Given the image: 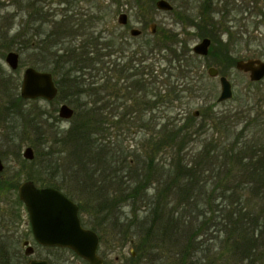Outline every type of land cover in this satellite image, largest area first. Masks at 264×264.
<instances>
[{"label":"trees","instance_id":"16d2710c","mask_svg":"<svg viewBox=\"0 0 264 264\" xmlns=\"http://www.w3.org/2000/svg\"><path fill=\"white\" fill-rule=\"evenodd\" d=\"M77 1L67 3L63 18L40 40L29 32L23 45L37 64L51 67L59 90L54 101L71 106L74 115L61 128L58 116L23 112V99L9 93L14 98L2 110L12 105L21 112L17 118L22 124L10 121V137L19 128L20 139L33 136V147L47 148V168L86 169L81 174L87 178L103 176L90 169L118 170V215L125 226L120 231L128 235L134 228L137 259L148 264H264V138L252 130L253 120L230 133L247 111L214 113L208 106L200 122L193 114L163 122V109L205 91L204 60L214 58L221 74L236 64L228 45L215 35V22L209 24L213 19L203 15L194 25L197 14L188 6L187 17L178 15L198 29V36L214 42L209 55L199 57L181 38L187 30L165 32L157 45L151 39L132 44L125 32L100 29L106 19L101 8L85 10ZM156 1L132 0L136 10L155 8ZM210 8L206 0L199 14ZM11 82L0 80V89L8 91ZM209 124L213 134L201 145ZM129 137L140 138L133 148L126 144ZM194 142L201 147L188 158L186 149ZM162 154L169 162L158 163ZM52 184L57 186L47 183ZM109 187L110 182L87 180L88 192L96 196L83 202L94 204L97 215L107 209L112 215ZM105 193L109 199L101 197ZM124 208L126 225L121 220ZM0 264L13 263L1 252Z\"/></svg>","mask_w":264,"mask_h":264},{"label":"rangeland","instance_id":"374dc122","mask_svg":"<svg viewBox=\"0 0 264 264\" xmlns=\"http://www.w3.org/2000/svg\"><path fill=\"white\" fill-rule=\"evenodd\" d=\"M5 1V0H3ZM15 1V0H13ZM43 1V0H42ZM78 2L77 0H46L45 1V11L48 10L50 13L55 14V20H60L63 18V9L66 8L67 3L70 2ZM79 6L84 9H90V11H96V8H101L104 13H106V19L103 21L105 25L101 26L100 29H105L107 27L110 32L114 28L116 30H120L125 32L126 36H129L130 42L133 44L143 43L144 39H151L152 44H159L161 39V34H165V32H177L181 33L184 30L187 32L182 33L181 38L188 40L189 46L192 49L195 44H197L202 37L198 36V29L195 26L191 25L189 21L185 23L178 19V15H185L187 17V6L188 8L192 7L194 14H197L193 24L202 22L203 15L208 18H212L213 20H209V24L215 23V27L218 28V31H215V35L219 36L220 40L223 43L228 45V51L232 58L238 59H247V58H258L264 61V0H208L211 8L210 11H207V14H199L202 12L201 7L204 5L206 0H185V7H179L180 3L183 0H168L173 5V10L170 12L157 10L155 8H147V10H136L134 3L132 0H120L119 2H113V0H80ZM74 2V4H75ZM22 5V2L19 4H11V2H6L4 9L1 11V15H11L13 24V30L10 33L12 35L16 31H20L25 29V25H28V20H30V16L26 12H17L18 7ZM42 6V3L40 4ZM138 8V7H137ZM127 13L129 16V25L128 27H134L140 29L141 35L139 37L133 38L130 35L129 29H125L118 23V17L120 13ZM54 20V19H53ZM32 26V24L30 25ZM151 26H155V32H151ZM225 28V29H224ZM32 33V32H31ZM164 36V35H163ZM212 45L214 42L212 41ZM12 46L9 49L14 48ZM15 49V48H14ZM193 53V51H192ZM194 54V53H193ZM36 57L30 52V50L24 51L21 55V67L18 71L12 72L11 69L4 62V58L0 57V64H2L3 68L7 70L9 75H12V82L9 88V93H13L15 89V82L17 84V88L15 89V93L18 94L21 76L26 67L32 66L41 71H48L51 67L42 64L41 62L37 64ZM163 65H165V60H163ZM216 67L221 70L219 64L214 60V58L210 57L207 60L203 61L202 71L205 76L204 89L205 91L197 97L184 98L182 102H175L174 107L171 109H163V122L165 119L169 121H175L185 115L193 114L194 111H199L198 122L203 119V115L201 114L205 108L208 106L215 113H228L229 111H233L235 113V109L246 110V116L244 119L240 120V122L235 123V129L230 130V133L236 132L238 129L248 124L249 120H253L251 127L254 132L258 131L261 136L264 138V79L259 82H251L247 74L238 71L235 68V65L232 67H227L224 69V76L232 84L233 89V97L227 101L218 102V96L220 94V82L219 77L212 78L208 75L207 71L209 67ZM7 91V92H8ZM0 89V105H6L7 100L2 95H6ZM12 99L14 98L11 96ZM25 103V104H24ZM23 106L20 107L23 112L32 111V112H43L47 115V117L58 116V109L62 104L61 101H53L47 102L45 100H35V101H24ZM59 117V116H58ZM195 117V116H194ZM60 119V118H59ZM52 122V119L50 120ZM15 124H21L20 119ZM61 128L68 127V122L66 120L61 119ZM9 126V124H8ZM212 124L207 125L208 135L203 136L200 140L201 145L205 139H211V134H213ZM228 136H230L228 134ZM29 139L22 140L21 138V128H19L18 132H16L14 139L10 137V132L7 130L4 131V127L0 128V156L4 163V171L1 173L3 180L11 185H17L26 180H33L44 183H60L58 180H54V177L50 173H45L43 170L48 169L45 165L48 164L46 160H44V155L47 152V148L44 149L42 145H37L36 147L31 144L35 141V138L31 135L28 136ZM215 137H217L215 135ZM225 137V135H223ZM140 138H132L129 137L126 144H131V148L136 146V142L139 141ZM209 141V140H208ZM139 144V142H138ZM27 146H32L34 149V159L27 160L23 157L24 149ZM139 146V145H137ZM199 143L194 142L188 145V158L194 157V152L198 148H200ZM158 163H163V161L169 162V159H166L163 154L157 160ZM71 169V168H65ZM34 177V178H33ZM42 178H47L46 181L41 180ZM53 179L52 181L50 180ZM40 184V183H39ZM110 188V187H109ZM112 193V190L110 188ZM155 191V187H150L149 194H153ZM3 197L5 198V203L1 205L3 209L2 216L4 222L7 224H11L12 217L15 216H26L25 211L22 209L21 205L17 202L18 199V191L17 189H2ZM89 193V192H88ZM85 201H88L86 198ZM84 203V202H83ZM229 203V201H228ZM86 208V213L88 216L99 217L100 215L96 214V211H100L95 207L94 204H84ZM14 215L13 213H16ZM128 213V209H123L122 223L127 221V217L125 216ZM104 215V214H103ZM87 216L88 221L90 220ZM121 225V224H120ZM124 226L121 225V228ZM125 235L127 233L120 231ZM10 230V228H9ZM12 233V230H11ZM128 240H134L135 243V234L134 228L130 230V234L126 235ZM13 242H15L16 246L13 248L15 255H11L14 258L13 264H21L22 261H26L27 258L24 257V250L22 249L18 238L12 236ZM10 240V239H9ZM127 240V241H128ZM11 241V240H10ZM118 247L119 249L125 248V254L128 256V251L130 248L134 247L130 243H124L118 236ZM117 253L111 255V259L113 260ZM126 256V259L128 258ZM21 258V259H20ZM136 264H148L146 259H136ZM112 264H116L114 261ZM122 264V263H120Z\"/></svg>","mask_w":264,"mask_h":264},{"label":"flooded vegetation","instance_id":"af4514ba","mask_svg":"<svg viewBox=\"0 0 264 264\" xmlns=\"http://www.w3.org/2000/svg\"><path fill=\"white\" fill-rule=\"evenodd\" d=\"M45 1L46 0H43V1L42 0H15V1L0 0V57L4 58V62L7 64V66L11 69L12 72L18 71L19 68L21 67V55L22 53H24L23 45H24L25 35H28L29 32H32L34 36L36 37V39L40 40L41 37L44 35V33L47 32V29L54 26V21H56L55 14L50 13L48 10L45 11V5H44ZM6 2H11V4H19L22 2V5L18 7L17 12L24 11L31 18L30 20L27 21L28 25L27 24L25 25L24 30H23V27H24L23 26L22 30L16 31L12 35H10V33L13 30V24H12L13 22L11 23L13 16L8 15V14L1 15V11L4 9ZM113 2L114 3L119 2V0H114ZM41 3H42V6L40 5ZM31 24L32 26H30ZM128 25H129V16H128L127 23L121 26L124 27L125 29H129V33H130V30L134 27L131 28V27H128ZM34 44L35 42L32 43V45ZM12 46H15L14 47L15 49L14 48L9 49ZM11 52L16 53L18 55V66L15 69H13L8 64V61H7V56ZM248 59H258V58L238 59L237 61L248 60ZM240 72H243V71H240ZM243 73L247 74L249 77L248 72H243ZM11 76L12 75H9L7 73V70L3 68L2 64H0V80L6 79V78H10L12 80ZM22 76H21V79H22ZM219 76H224L220 73V70H219ZM249 80H250V77H249ZM1 90L5 91L4 93L6 95H2V96L5 98L4 100L8 101L11 97V95H8L9 91L7 92L4 89H1ZM13 94H14V97L16 95L21 97L20 91L17 94L15 93V89H14ZM36 100H43V99H36ZM24 101L26 102V101H35V100L23 99V102ZM53 101H50V102H53ZM21 103L22 102H20L19 104L20 107H22L25 104V103L24 104H21ZM3 106L4 105H0V128L4 127V131H5L7 130L8 124L10 125V121H15V122L18 121L19 118L17 117H20L21 112L18 110L12 109L13 107L12 105L10 106L11 109L8 108L7 110H2ZM29 147H32V146H29ZM3 171L4 169L0 172V191L2 189L3 190L7 189L8 187L7 183L5 182L6 180H3V177L1 175ZM43 171L45 173L47 172L50 173L54 177V180H58L60 181V183H57V186H55L53 184L52 185H47L46 183L41 184V182H39L40 183L39 184L38 181L36 182L32 180L33 183L38 188L51 187V188H54L60 191L77 206V215L79 218L80 226L85 230L93 231L97 236L98 247H97L96 253H97V256L102 260V264H112L113 261L116 264H120V263L136 264L135 261L137 259V254L135 252L134 247L129 249L128 256L125 254L124 247L121 249H119L118 247V244H119L118 236H120V239L122 240V242L124 243L128 242L134 246V240H130L133 238H130L128 240V238H126V235L124 233L120 234V232L118 231V229L120 228L119 215H118L119 204L117 202L118 201V188H119L118 170H115L112 168L90 169V171L94 173L103 174L102 177H98V178L96 177L87 178L86 176L81 174V173H84L86 169H79V168H71V169L48 168ZM63 174L65 175L62 176ZM88 179H97L100 182L106 181L108 183L109 182L111 183L110 188L112 190L111 197H112V202H113L112 215H110L109 209H107V212L105 215H101L96 218L87 215L86 208L84 206L83 201H85L86 198H88L89 196H92V197L96 196L95 193H92V192L88 193V190H87V180ZM41 180L46 181L47 178H42ZM50 180L52 181L53 179L50 178ZM68 190L74 191L72 192V196L67 193ZM17 191H18V187H17ZM106 194L107 193L103 194L101 197L109 199V196ZM4 199L5 198L3 197L2 192H0V253L4 252L6 255H9L12 263L14 261V258L11 257V255L16 256V254L14 253V249H13L16 246V244L15 242H13L12 236L14 237L16 236L19 240L18 243H20L22 249L24 250V257L27 258L26 261H22L21 264H29L30 261H34L36 264H42V263L44 264H91L87 259L79 256L71 248L50 245L44 241L39 240V239L44 240L49 237L51 233L50 225L47 223H42V224H36L35 226H33L28 210L25 204L21 200H19V198L18 200L21 202L20 203L21 212L23 209L25 211L26 216L18 215V216L12 217L13 222H11V224L8 225L7 222H4L5 218L3 220V216H2L3 209L1 208V205L5 203ZM87 216L90 219L89 221L87 219ZM11 230H12V233H11ZM28 249H31V252L30 254L27 255L26 251ZM114 253H117V254L112 260L111 255ZM126 256L128 257L127 259H126Z\"/></svg>","mask_w":264,"mask_h":264},{"label":"water","instance_id":"95a60500","mask_svg":"<svg viewBox=\"0 0 264 264\" xmlns=\"http://www.w3.org/2000/svg\"><path fill=\"white\" fill-rule=\"evenodd\" d=\"M156 8L161 11L170 12L173 5L168 0H157ZM128 15L121 13L118 23L125 25ZM151 32H155V26H151ZM130 34L137 37L141 34L138 28H132ZM212 41L209 38L201 39L194 45L192 51L195 55L206 57L209 54ZM8 64L13 68L18 66V55L9 53L7 56ZM235 68L239 71L248 72L250 80L260 81L264 78V61L259 59L239 60ZM208 75L212 78L219 77L220 94L217 101L223 102L232 98L233 90L231 82L225 76H219V70L209 67ZM20 96L23 99H43L53 101L58 95V87L53 75L48 71H40L34 67H27L24 70L20 82ZM74 115V109L68 104H61L58 109V116L61 119L69 120ZM194 116H199V111H194ZM23 157L27 160L34 159L32 147H26ZM4 169V164L0 158V172ZM18 198L21 200L30 215L33 226L36 224L47 223L50 225V235L47 239H39L50 245L68 247L74 250L79 256L87 259L91 264H102V260L97 256L98 239L91 230L83 229L79 224L77 206L60 191L47 187L38 188L33 181L26 180L18 186ZM31 249L26 251L30 254ZM29 264H36L30 261ZM44 264V263H42Z\"/></svg>","mask_w":264,"mask_h":264}]
</instances>
